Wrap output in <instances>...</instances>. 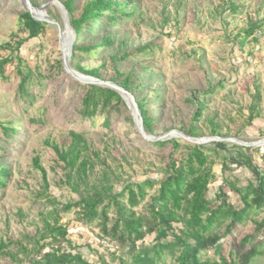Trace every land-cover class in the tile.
<instances>
[{
    "label": "rangeland",
    "instance_id": "rangeland-1",
    "mask_svg": "<svg viewBox=\"0 0 264 264\" xmlns=\"http://www.w3.org/2000/svg\"><path fill=\"white\" fill-rule=\"evenodd\" d=\"M33 1L37 6L34 8L46 6V16L48 12L50 20L60 29L65 28L68 17L58 0ZM89 1L77 0L74 3L78 9L76 14ZM126 2V13L130 17L109 29L112 46L98 49L89 56L82 55L80 64L87 70L97 69L105 82L121 80L130 74L133 98L144 101L154 118L151 136L188 131L192 114L203 104V116L194 124L196 139L219 137L245 144L264 139V0ZM231 5L235 6V11L229 10ZM25 12L21 0H0V58L12 59L5 68L6 80L0 78V124L16 130V134L4 142L0 128V162L9 170L5 187L0 191V243L7 244L4 251L21 259V263H15L0 254V264H29L19 253L17 243H28L29 237L42 230V218L54 208L60 210L54 202L75 203L80 199L64 183L62 164L51 147L52 144L59 148L67 146L70 131L79 133L88 145L89 152L84 156L90 158L91 152L99 156L91 161L93 168L87 172L88 184H97L106 173L107 183L112 184L114 192H119L128 182L159 181L171 148L149 146L151 142L138 133L125 103L126 108L110 118L109 127L104 125L107 115L93 120L79 116L82 88L72 78L74 82H70L64 70L57 75L54 69L61 60L56 28L47 23L36 38L28 39L20 19ZM255 23L258 28L244 40L245 31ZM84 35L82 45L94 46L103 33L94 26L92 32ZM23 40L25 42L15 51ZM125 54L132 57L121 62ZM17 68L26 76L29 97L19 98ZM186 144L181 140L175 155L177 160L188 153ZM202 146L208 156L207 164L217 176L208 187V198L213 199L221 184V159L216 156L213 144ZM252 148L258 151L247 155H252L258 168L264 167V146ZM229 153L236 155L235 150ZM35 158L46 173L47 187L40 171L33 166ZM229 166L227 174L236 187L255 182L247 169ZM157 192V186L147 189L146 198L135 212L146 215ZM228 196L231 203H236L232 193ZM77 212L78 209H73L59 214L58 224L65 226L67 239L75 251L66 244H62V248L82 254L90 264H100V257L105 264H119L120 251L103 238L97 222L84 226ZM262 216L263 213H256L237 228L233 236L239 240L252 234V222ZM109 219L112 222L113 214H109ZM222 232L223 229L218 231ZM153 238V235L148 236L144 246L152 245ZM262 238L260 235L253 244ZM9 240L12 245H8ZM262 251L250 264H264V245ZM227 252L228 247H225V255ZM203 257L212 259V251H207ZM159 264H174V260L166 255Z\"/></svg>",
    "mask_w": 264,
    "mask_h": 264
},
{
    "label": "trees",
    "instance_id": "trees-1",
    "mask_svg": "<svg viewBox=\"0 0 264 264\" xmlns=\"http://www.w3.org/2000/svg\"><path fill=\"white\" fill-rule=\"evenodd\" d=\"M64 8L68 25L74 32L69 66L76 72L102 80L97 69L87 70L81 66L82 55L89 56L103 47L109 48L113 44L110 28L120 21L130 17L126 13L128 4L126 0H91L83 5L76 14L77 0H58ZM33 7H37L33 0H29ZM235 11L234 5L229 7ZM47 16L49 13L47 12ZM23 26L28 32V39L36 38L45 28L47 23L32 20L25 12L20 16ZM94 26L101 29L103 35L98 44L83 46L82 41L86 32H92ZM258 28L255 23L245 31V39L250 37ZM62 30V29H61ZM25 42H20L19 47ZM240 45L243 42L239 43ZM132 57V54L123 55L121 62ZM19 60V58H16ZM12 63L11 58H0V78L6 80L5 68ZM54 69L57 75L63 73L62 62L57 61ZM16 76L20 78L17 90L19 98L29 97L26 85V76L16 69ZM70 82H74L68 78ZM118 87L132 95L130 74L121 80L111 81ZM82 98L79 116L85 120H93L97 116L107 115L105 126L109 127L113 114L119 115L126 107L121 96L114 90L94 85H81ZM135 100V98H133ZM192 102V101H191ZM140 112L144 132L153 134L154 118L147 110L144 101L135 100ZM205 107L197 106L191 116V126L188 131L180 130L190 138H196L194 124L199 123ZM253 118L249 117V122ZM193 124V125H192ZM4 142L16 134L15 128L5 127L0 124ZM215 132H213L214 134ZM67 146L58 147L51 145L63 173L64 183L70 191L76 193L80 199L75 203L60 204L54 202L55 207L42 218L43 228L28 238V243H17L19 253L28 259L29 264H90L80 253L65 251L62 244L75 251L67 239L65 226L59 225V214L69 213L78 209V220L89 226L97 222V227L103 238L112 243L121 253L118 257L119 264H159L166 255H170L174 264H250L251 261L262 255L264 245V167L258 168L250 152H257L252 147H242L228 142H212L216 149V156L221 159L220 180L213 199L208 198V187L214 183L217 176L212 172L211 165L207 164L208 156L204 154V146L186 144L188 153L181 160L175 155L178 152L181 139H167L148 143L149 146L163 149L170 146L168 163L163 177L159 181L145 180L139 183H126L119 192H114L112 184L107 183L108 177L103 173L101 181L97 184H88L87 172L91 171L92 160L99 158L98 154L91 152L90 158L84 156L89 152V147L79 133L69 132ZM184 141V140H182ZM235 150L232 156L229 151ZM225 151L226 153H224ZM243 167L253 176L255 182H248L245 187H236L227 174L229 165ZM33 166L41 173L44 186L47 187L46 173L39 166L37 159ZM9 170L0 162V191L5 187ZM81 185L83 189L81 190ZM157 186V195L148 205V213L140 215L135 209L146 198V190ZM236 197V203H231L228 193ZM256 213H263L260 220H254L253 233L237 240L233 236L236 229L244 226ZM109 214H113L110 222ZM223 229L222 234L218 231ZM154 236L152 245L144 246L143 242L148 236ZM263 236L256 244L254 240ZM141 243L139 246L138 244ZM12 245L9 240L8 245ZM144 246V247H143ZM225 247H228L225 255ZM7 244L0 243V254L8 256L15 262L21 263L16 254L4 251ZM248 248V250H246ZM47 249V251H46ZM211 250L212 259L204 258V254ZM100 264H105L100 257Z\"/></svg>",
    "mask_w": 264,
    "mask_h": 264
},
{
    "label": "water",
    "instance_id": "water-1",
    "mask_svg": "<svg viewBox=\"0 0 264 264\" xmlns=\"http://www.w3.org/2000/svg\"><path fill=\"white\" fill-rule=\"evenodd\" d=\"M21 4L24 7V9L27 11V13L30 15L32 20L38 21V22L48 23V24L53 25L56 28V31L58 33V39H59V50L61 53V62H62L64 72L70 78H72L73 80H75L81 84L94 85V86L109 88V89L116 91L121 96L124 103L128 106V109L131 112L133 122L137 128V131L145 141L153 143V142L163 141V140H167V139L177 138V139L184 140L188 143H191L193 145H202V144L212 143V142H230L232 144L242 146V147H263L264 146V139H262L258 142H255V143L245 144V143L236 141L234 139H223V138H219V137L202 138V139L190 138V137H187L184 134H182V132H180V131H170V132L164 134L163 136H159V137L148 136L143 130L140 112H139L137 105H136L131 94H129L128 92H126L122 88L118 87L114 83L105 82V81H102V80L97 79V78L82 75V74L74 71L69 66V60H70L71 50H72L71 44L74 42L75 35H74L73 30L69 27L68 22H65V29L69 30V32L66 36L68 37V40L70 41V45H69L68 51L63 53V51L61 50V33H63V32H61V29L56 22H54L53 20H50L46 16V14H45L46 6H43L41 8H34L30 4L29 0H21ZM33 10L40 12V16L35 17L32 14Z\"/></svg>",
    "mask_w": 264,
    "mask_h": 264
},
{
    "label": "bare ground",
    "instance_id": "bare-ground-1",
    "mask_svg": "<svg viewBox=\"0 0 264 264\" xmlns=\"http://www.w3.org/2000/svg\"><path fill=\"white\" fill-rule=\"evenodd\" d=\"M32 14L35 17H39L40 16V12L33 10ZM61 50L63 51V53L68 51L69 45H70V41L68 40V37L66 36L69 32L68 29L63 28V30H61ZM73 45V43L71 44V46ZM125 97V96H124ZM130 105V104H129ZM130 111V110H129ZM177 139V138H176Z\"/></svg>",
    "mask_w": 264,
    "mask_h": 264
}]
</instances>
